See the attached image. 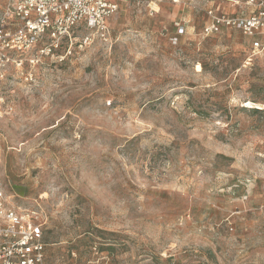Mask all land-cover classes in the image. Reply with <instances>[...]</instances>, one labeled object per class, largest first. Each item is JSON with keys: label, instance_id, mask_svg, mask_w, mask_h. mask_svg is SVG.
I'll list each match as a JSON object with an SVG mask.
<instances>
[{"label": "rangeland", "instance_id": "obj_1", "mask_svg": "<svg viewBox=\"0 0 264 264\" xmlns=\"http://www.w3.org/2000/svg\"><path fill=\"white\" fill-rule=\"evenodd\" d=\"M219 7L123 0L0 67V191L45 264H264V37L205 34Z\"/></svg>", "mask_w": 264, "mask_h": 264}, {"label": "built area", "instance_id": "obj_2", "mask_svg": "<svg viewBox=\"0 0 264 264\" xmlns=\"http://www.w3.org/2000/svg\"><path fill=\"white\" fill-rule=\"evenodd\" d=\"M122 1L8 0L0 16V67L9 63L15 53L37 48L42 56L56 52L65 43L73 44L76 31L82 27L88 32L82 44L92 41V32L107 36L108 19ZM226 1L231 9L208 10L210 20L204 33L231 27L252 37L255 48L262 47L264 0ZM68 50L71 52V47ZM34 61L33 58L31 62ZM47 247L43 224L15 208L10 197L0 191V264H45Z\"/></svg>", "mask_w": 264, "mask_h": 264}]
</instances>
